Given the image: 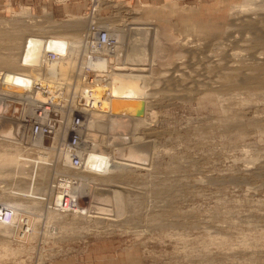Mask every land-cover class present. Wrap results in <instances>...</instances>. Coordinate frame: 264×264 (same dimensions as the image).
<instances>
[{
    "label": "rangeland",
    "instance_id": "obj_1",
    "mask_svg": "<svg viewBox=\"0 0 264 264\" xmlns=\"http://www.w3.org/2000/svg\"><path fill=\"white\" fill-rule=\"evenodd\" d=\"M44 8L0 10V73L8 80L42 74L21 59L30 36L80 44L90 3L67 16ZM96 9L112 32L151 26L162 43L152 51L151 31L138 38L144 47L120 49L123 58L144 51L149 59L129 113L142 123L131 122L111 146H123L124 156L137 151L135 160L98 173L63 162L54 135L42 137L43 148L21 133L0 136V204L16 211L14 224L0 222V264H264V0H99ZM79 60L58 67L74 93ZM1 97L0 134L15 112ZM34 169L43 199L21 194ZM61 178L84 211L55 209Z\"/></svg>",
    "mask_w": 264,
    "mask_h": 264
},
{
    "label": "built area",
    "instance_id": "obj_2",
    "mask_svg": "<svg viewBox=\"0 0 264 264\" xmlns=\"http://www.w3.org/2000/svg\"><path fill=\"white\" fill-rule=\"evenodd\" d=\"M89 3L90 20L81 33L78 52L73 53L74 44L70 38L62 39L54 36L49 38L42 52L40 63L25 64L30 67H40L42 70V74L39 76H30V85L24 90V93L30 92L31 98H26L25 95L18 98L19 95L16 94L18 91L15 89L11 90L15 92L12 93V96H6L7 101L12 102L15 107L12 118L16 119V133L25 135L32 145L36 144L37 137L55 136L59 130H66L65 142L63 145H59V150L62 152V147L64 148L69 156L67 161L77 169L89 167L86 156L90 146L84 136L87 115L91 110L101 107L107 98L106 96L110 95L109 85H102L104 88L99 90L96 87L97 83H95L98 77H103L104 82L108 83L106 76L96 75L99 71L85 61L98 55L108 56L110 60L108 66L111 68L115 56L113 53H115L119 43L118 38L111 33V28L100 24L99 17L94 15L99 0H89ZM69 57L80 58V82L86 86L83 91L77 93H74L73 87H69L67 80L60 78L57 74L51 76L46 74L50 62ZM5 79V73H0L1 84ZM90 167L95 168L94 165ZM96 170L103 172L98 168ZM58 180H60L57 182L58 184H53V186H60L59 191L62 190V192L55 208L58 211L75 210L79 204L76 195H73L70 180L65 178ZM69 184L70 186H68ZM14 215L15 211L12 207L0 204L1 223L14 224L16 222Z\"/></svg>",
    "mask_w": 264,
    "mask_h": 264
},
{
    "label": "bare ground",
    "instance_id": "obj_3",
    "mask_svg": "<svg viewBox=\"0 0 264 264\" xmlns=\"http://www.w3.org/2000/svg\"><path fill=\"white\" fill-rule=\"evenodd\" d=\"M110 30H111V33L114 34L116 32L115 33L116 36L120 35L122 38V39H119L120 45L118 43V47H117L115 53H113V54H115V57L117 59V61L115 63L117 65L116 66L111 65V68H109V66H108V64L110 62L109 57L108 56L105 57V56H101V55H98L97 57L90 58L87 61H85V62H88L91 66H93L94 68H96L99 71V73L96 75H104V76H106L107 80L109 81L108 83H105L103 77L99 78L97 76L98 78L95 80V83H97L96 87H98L99 90H102V88H104V87H102V85H109L108 88L110 89V95L106 96L107 98L103 102L102 106L95 108L88 113L87 123H86V127L84 130L85 140L88 141L89 146H90V148L88 150L89 151L88 155L86 156V162L89 161V163H90V164H88L89 168L95 172H97V170H96L97 168L100 171H106L108 169V167H110L109 165H111L113 167L114 162H118L119 164H122V166L124 164H132L131 161L133 162L135 160V159L133 160V157H134L133 155H135L134 153H137V151L134 152L135 150L132 149V150H130V152L127 156H124L125 154L122 153V151H120L123 148V146L116 147V145H114V144H113V148L111 146H112V139L114 141V139L122 138L123 134L121 135V132L128 127L130 128L131 124H132L131 122H133V128H137L142 123V121L140 119H138L137 116H133L129 113L134 108V105H133V107H131L132 104L136 103L135 100L140 98V91H142V85L144 86L143 82L147 79L148 74L147 75L141 74L139 72H143L147 69V68H143L141 66L149 63V61H148L149 59L146 57L147 54L143 51V49H142L143 55H141L140 57L136 56L133 58L130 57L129 56L130 54H127V53H124L126 55L123 58L120 51L122 49L125 50L124 47H128V46L134 47V48L142 47L144 45V43L139 42L138 38H140L141 35H146L148 37L149 34L151 33V31H152V33L154 31V33H155V36L153 38V43L151 44L152 51L154 52L155 50H158L159 48L162 47V43L158 37V29L155 27L143 26V25H140V26L139 25H134V26L131 25L130 27L126 26V28H124V29H122V28L117 29V31H115V32H112V31H114L113 29H110ZM129 32H130V35H129L130 38L129 37L128 38L130 40L127 38L129 40V41H127V39L124 38V36H127V34ZM146 33H148V35ZM34 35H37V34H34ZM34 35L30 36L31 38L27 39L28 40L27 44L25 43L26 45L24 46L25 50L23 48L24 54L22 53L23 58H21L23 64H37V63H39L41 60V57H42V52L45 49V47L47 45V41L49 38H52L53 36L54 37H60L62 39L69 38V37H66L65 35L58 34V35L44 36L43 37L44 39H41V38H38L39 36H34ZM119 40H118V42H119ZM50 43H51V41H50ZM78 46L79 45L76 44V42H75L74 47H73L74 48L73 53L78 52V50H79ZM137 53H138V51H137ZM110 55H112V54H110ZM67 59H70V57L63 59V60H60V61L50 62L48 64L46 74H49V76L57 74V76H60V78L67 80V82L69 83V87H71L73 85V83L70 82L63 75L59 74V71H58L59 70L58 67L61 68V64L66 62ZM119 63H121V64H119ZM14 64L15 63H13V65ZM65 64H68V63L66 62ZM8 65L12 66V62L9 63ZM63 67L65 68L64 65H63ZM80 67H81V65H79V73L81 71ZM30 68L34 69L37 67H30ZM66 68H67V66H66ZM75 69L77 70L78 68H75ZM115 69H117V70H115ZM149 69L151 72L153 70L152 66ZM6 71H8V70H6ZM124 71H126V72H124ZM67 72H70V69H69V71L67 70ZM79 73L78 74L76 73L78 78L74 79V83L76 84L75 86L81 87L80 91H83L86 85L80 82L81 78L79 76ZM24 74H27V73H24ZM30 76H39V74L29 72L23 78H19V81L16 79L17 76L15 78L13 77L10 80H8V78L6 77L3 84H1V88H0V90L2 91V94L0 92V96L2 95L1 100L3 98H5L4 96H12L15 93L14 91H13L14 93L11 91L13 89L18 91V92H16V94L19 95L18 98L21 97L22 95L23 96L25 95L24 97L30 99L32 96V95H30V92L24 93V90H26L28 85H30V81H31ZM130 109H132V110L130 111ZM0 116H2V115H0ZM2 118H3V116H2ZM5 119H7V120H5ZM5 119H3V122L5 121L8 123V121H9L11 125H9V123L8 124L6 123L7 125L5 124L3 127V131L5 130V132L4 133L1 132L2 134H0V136H2L4 138L7 137L8 139H10L12 134H16L17 123H15V121L12 120L13 119L12 116H7ZM12 124L16 125V127L12 126ZM0 130L2 131V129H0ZM97 130H101L103 132H109V133H108V135H107V133H105L106 135H104V133H103V135L97 136V134H96ZM132 132H134V131H131L130 136L133 135L132 137H134L135 133L133 134ZM135 132H136V129H135ZM57 134H59L58 137H57ZM55 136H56L55 139H57V141L55 139L54 140L56 141V145L58 144V146H56V145H54V146H56L59 149V145L60 144L63 145L65 142L66 130L65 131L59 130L58 132H56ZM21 139H22V137H21ZM14 140H15V138H14ZM17 140H19V139H17ZM35 141H36V144L38 145V147L40 146L41 148H43L44 145L42 144V137L41 136L37 137ZM44 148H47V147H44ZM128 148H131V146H129ZM46 150H48V149H46ZM52 150H53V148H52ZM115 150H116V152H115ZM54 151L55 150H53V152ZM58 153L62 154L63 162H64V160H65V162L68 160L69 156L64 151L63 147H62V152L59 150ZM92 153H93V155L91 156V159H90L89 157H90V154H92ZM115 153H116V156H115ZM46 157H47L46 152L40 153L38 160H36L37 161V163H36L37 168H38V164L40 162L46 160ZM8 160H9V158H8ZM99 164H101V165H99ZM93 165L95 166L94 169L90 167ZM98 173H100V172H98ZM36 174H37V171H36V169H34V173L31 176V180H30V183L28 186L29 191H24V192L22 191L21 194H25L28 197L31 196V198L37 197V198L43 199L40 192H38V190L35 191V189L38 187V186L36 187V184H37ZM82 189H84V187H82ZM100 190L105 191V192L110 191L108 188H102ZM73 195H74V193H73ZM76 196H79V195H76ZM59 197H61V193H59L57 195V197L55 199L56 200L55 204H57V200ZM77 208L80 212L85 210V208H83V209L80 207H77ZM15 217H16V214L14 215V221H16Z\"/></svg>",
    "mask_w": 264,
    "mask_h": 264
},
{
    "label": "crops",
    "instance_id": "obj_4",
    "mask_svg": "<svg viewBox=\"0 0 264 264\" xmlns=\"http://www.w3.org/2000/svg\"><path fill=\"white\" fill-rule=\"evenodd\" d=\"M148 2V0H145ZM29 5L37 10L47 7L50 12L59 16H67L78 14L84 8L89 6V0H71L69 2H61L54 0H0V10L10 5ZM42 9V10H43Z\"/></svg>",
    "mask_w": 264,
    "mask_h": 264
}]
</instances>
